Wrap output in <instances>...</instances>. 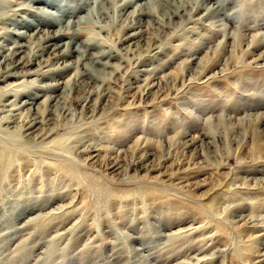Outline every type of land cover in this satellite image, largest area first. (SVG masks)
I'll return each mask as SVG.
<instances>
[{"label": "rangeland", "instance_id": "374dc122", "mask_svg": "<svg viewBox=\"0 0 264 264\" xmlns=\"http://www.w3.org/2000/svg\"><path fill=\"white\" fill-rule=\"evenodd\" d=\"M111 1L0 0V264H264V0Z\"/></svg>", "mask_w": 264, "mask_h": 264}, {"label": "bare ground", "instance_id": "6f19581e", "mask_svg": "<svg viewBox=\"0 0 264 264\" xmlns=\"http://www.w3.org/2000/svg\"><path fill=\"white\" fill-rule=\"evenodd\" d=\"M85 1V0H84ZM110 1V0H109ZM116 0H112L111 2H115ZM90 1H88V3H89ZM130 3V4H129ZM129 3H125L124 4V6H123V9H122V11H125L126 9H127V7L128 6H130L131 4H132V2H129ZM94 4H96V3H94ZM98 7V6H97ZM189 7V6H188ZM102 9V8H101ZM38 10H39V12H41V13H45V12H47L45 9H43V8H38ZM105 14V13H104ZM5 17H6V19H7V17H9L8 16V14L6 13V14H1L0 13V21H3V19H5ZM101 22V21H100ZM23 33H20L19 35H21V36H24V35H22ZM63 38V31L62 30H60V31H58V32H56L55 34H53V35H48V36H45V37H42L40 40H41V42L42 43H44L46 46H45V50H48V49H50V48H52V47H54L55 48V50L56 49H58L59 48V46L56 44V42L59 40V39H62ZM23 47H25V46H16L15 47V50L16 49H22ZM14 50V49H13ZM69 51V50H68ZM65 51V54H63L64 56H70V54H71V51ZM17 52H19V51H15L14 53H12V55L14 56L15 55V57H16V55H19ZM105 58V57H104ZM99 60V59H98ZM95 61V63L97 64H100V61ZM102 60V59H101ZM94 65V64H93ZM12 70V67L11 66H9V69H8V71H11ZM84 75V74H83ZM84 76H86V75H84ZM12 104V103H11ZM11 104H9V105H5V106H10ZM25 104H27V103H25ZM12 106V109L11 110H9L8 112L9 113H13V112H15V111H17V110H19V107H18V105H16V104H12L11 105ZM6 112V111H5ZM31 122V121H30ZM32 128H34V125H32V126H30L29 127V129H32Z\"/></svg>", "mask_w": 264, "mask_h": 264}]
</instances>
